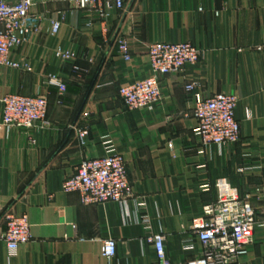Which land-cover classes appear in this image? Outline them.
<instances>
[{"label": "crops", "instance_id": "1", "mask_svg": "<svg viewBox=\"0 0 264 264\" xmlns=\"http://www.w3.org/2000/svg\"><path fill=\"white\" fill-rule=\"evenodd\" d=\"M32 11L42 17L39 30L11 53L20 69L0 67V99L44 95L50 124L0 128V264H161L147 241L156 233L165 236L171 264H181L202 256L190 223L217 200L219 179L262 205L256 190L264 188V0H126L125 10L106 21L65 0H37ZM51 19L63 21L55 38ZM121 37L130 62L118 55ZM156 42L191 43L203 58L161 78L157 105L129 111L119 88L150 75L147 52ZM58 48L75 58L57 59ZM51 74L63 79L66 93L47 85ZM189 83L197 85L191 93ZM217 93L238 97L241 141L204 150L194 136L195 98ZM108 148L127 160L130 200L87 206L62 190L81 161ZM10 209L29 216L32 234L12 255L1 238ZM258 222L247 256L234 264H264L262 211ZM109 239L117 243L112 259L102 256Z\"/></svg>", "mask_w": 264, "mask_h": 264}, {"label": "built area", "instance_id": "2", "mask_svg": "<svg viewBox=\"0 0 264 264\" xmlns=\"http://www.w3.org/2000/svg\"><path fill=\"white\" fill-rule=\"evenodd\" d=\"M81 10L94 9L98 21L111 18L113 12L126 8V0H65ZM37 0H0V67L20 69L19 62L13 61L14 49L30 44L42 20L33 13ZM93 21L87 26L92 27ZM50 35L55 38L62 29L63 21L50 20ZM118 55L126 62L132 60L129 43L118 39ZM59 60L75 58V54L56 49ZM150 75L143 79L122 85L119 96L127 110L144 111L157 105L162 99L161 78L185 72L187 67L198 65L203 53L191 43H152L147 52ZM47 85L56 87L61 94L66 93L67 85L56 74L47 78ZM191 93L197 89L195 83L185 86ZM239 99L234 94L217 93L209 99L197 94L194 118L197 126L194 136L201 149L212 147H235L241 141V127L236 117ZM0 128L7 132L13 129H37L49 126L48 99L44 95L24 96L8 94L0 99ZM88 132L79 133L82 146L86 145ZM217 200L202 208L194 217L190 229L203 248L202 256L181 264H234L247 256L254 241V231L258 222V212L264 215V188L257 189L262 202L258 206L251 196L242 198L237 189L226 179L216 182ZM65 193H78L83 205H104L126 203L133 197L129 179L128 163L124 156L108 148L106 155L85 159L79 163L74 175L62 184ZM143 206L144 204H139ZM6 230L1 238L9 253L32 240L31 224L27 214H16L5 210L2 215ZM148 223V218L145 219ZM148 243L154 245L156 258L161 264H171L165 249V236L162 233L150 235ZM117 253V243L113 239L104 242L102 256L112 259Z\"/></svg>", "mask_w": 264, "mask_h": 264}]
</instances>
